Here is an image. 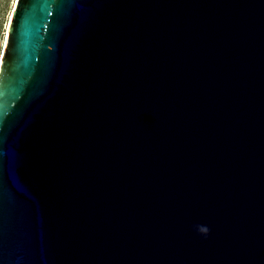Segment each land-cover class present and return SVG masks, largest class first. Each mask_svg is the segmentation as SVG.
<instances>
[{
	"label": "water",
	"instance_id": "95a60500",
	"mask_svg": "<svg viewBox=\"0 0 264 264\" xmlns=\"http://www.w3.org/2000/svg\"><path fill=\"white\" fill-rule=\"evenodd\" d=\"M0 264H264V0H16Z\"/></svg>",
	"mask_w": 264,
	"mask_h": 264
},
{
	"label": "rangeland",
	"instance_id": "374dc122",
	"mask_svg": "<svg viewBox=\"0 0 264 264\" xmlns=\"http://www.w3.org/2000/svg\"><path fill=\"white\" fill-rule=\"evenodd\" d=\"M16 0H0V56Z\"/></svg>",
	"mask_w": 264,
	"mask_h": 264
}]
</instances>
